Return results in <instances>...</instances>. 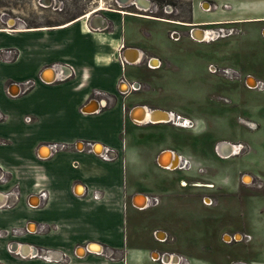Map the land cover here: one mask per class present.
<instances>
[{
	"label": "crops",
	"instance_id": "1",
	"mask_svg": "<svg viewBox=\"0 0 264 264\" xmlns=\"http://www.w3.org/2000/svg\"><path fill=\"white\" fill-rule=\"evenodd\" d=\"M100 12L85 20L81 14L53 24L0 27V52L15 51L11 61L0 56V173L5 177L0 182V230L18 229L0 236V264H164L157 257L161 253L184 257L176 242L167 241L171 234L164 222L144 220L142 212L150 206L134 205L135 196H149L135 183L136 175L165 169L157 163L162 150L186 158L179 150L183 140L157 137L154 128L164 122L130 118L137 105L166 110L155 94L169 77L157 73L161 65L147 68L141 58L162 64L166 48L174 78L184 64L181 48L168 43L169 30L160 35L137 28V22L151 19ZM188 17L195 25L223 24L236 30L255 23L260 30L264 0H189ZM194 59L191 74L199 67L198 57ZM260 61L255 81L264 82V56ZM27 79L34 83L22 92ZM133 82L140 88L131 89ZM140 113L136 109L134 116ZM256 113L259 135L264 111ZM193 129L174 131L184 135ZM87 142L98 143L97 152L100 145L112 149L113 158L102 159ZM51 143L67 147L48 155ZM41 190L47 195L43 203ZM93 191L99 198H93ZM9 243L15 254L8 251ZM91 244L101 250H91ZM185 259L207 264L197 255Z\"/></svg>",
	"mask_w": 264,
	"mask_h": 264
},
{
	"label": "rangeland",
	"instance_id": "2",
	"mask_svg": "<svg viewBox=\"0 0 264 264\" xmlns=\"http://www.w3.org/2000/svg\"><path fill=\"white\" fill-rule=\"evenodd\" d=\"M47 1L0 0V27L65 22L84 14L100 0ZM103 2L111 9L192 22L188 17L189 0H150L157 7L155 12L132 5L119 7L114 0ZM169 4L171 13L163 12ZM13 21L15 25L11 26ZM136 25L138 29L155 30L160 35L173 29L184 33L179 42L173 38L168 41L175 42L183 56L184 64L174 78L170 77L174 75L172 54L166 53L165 47L162 51L163 61L157 73L160 77H169V81L157 90L155 98L162 108L185 115L195 124V129L185 130L184 135L174 131L176 127L171 122L154 128L162 140H183L179 150L186 155L189 166L148 169L136 175L135 183L149 196L158 198V203L150 205L142 217L148 222H164L171 234L167 241L177 243L176 251L184 259L197 255L207 264H264V132L259 135L255 132L256 112L264 111V88H252L248 83L251 77L255 80V69L261 66L264 56L260 26L245 24L243 29H232L231 33L211 42L196 43L187 39L188 26L155 19ZM221 26L225 32L230 29ZM152 44L161 47L157 41ZM195 57L199 67L191 74L190 60ZM151 63V67L143 65L151 69L158 61ZM209 64L218 70L211 72ZM225 67L235 71V76L223 74L221 69ZM259 75L257 78L262 79ZM143 131L150 129L143 128ZM221 142L233 143L239 148L234 154L222 155L216 149ZM128 166L130 172L132 165ZM245 175L250 179L243 181ZM174 227L180 228V235Z\"/></svg>",
	"mask_w": 264,
	"mask_h": 264
},
{
	"label": "built area",
	"instance_id": "3",
	"mask_svg": "<svg viewBox=\"0 0 264 264\" xmlns=\"http://www.w3.org/2000/svg\"><path fill=\"white\" fill-rule=\"evenodd\" d=\"M10 28H14V27H10ZM216 32H217V37H220V36H224V35H226L227 33H230L231 32V30H227L226 32H225V30L223 29V28H218V29H216L215 30ZM193 33H191V36L193 37V38H195L193 35H192ZM216 37V38H217ZM196 40H201L202 38H195ZM0 56L2 57V58H4V59H6V60H9V61H11V60H13L14 59V57H15V51L13 50V49H4V51H1L0 52ZM153 60H156V58L154 59V58H150V59H148V63H147V65L149 66V67H151V61H153ZM157 65H158V63H157ZM156 65V66H157ZM156 66H152L153 68L154 67H156ZM209 70L211 71V72H216L217 70H218V68L216 67V66H214V65H212V64H210L209 65ZM221 72L223 73V74H225V75H227V76H235V74H236V72L235 71H233L230 67H225V68H223V69H221ZM33 83H34V81L32 80V79H27V80H25V81H23V83H22V89H21V91L22 92H24L25 90H27V89H29L32 85H33ZM122 83H125V82H123V81H121L120 82V85L122 84ZM245 84L247 85L248 83L246 82V80H245ZM140 85L139 84H137V83H131L130 85H129V87L131 88V89H135V88H138ZM257 88V89H263L264 88V82H262V81H260V80H258V81H256L255 82V84L252 86V88ZM121 89V88H120ZM168 114H169V116H170V119H168L167 121H165V122H171L174 126H176V127H181V128H192L193 126H194V122H193V120L192 119H190L189 117H186V116H184V115H181V114H178V113H174V112H172V111H169L168 112ZM26 119L27 120H29V118L28 117H26ZM80 144V143H79ZM87 145H88V147H89V150L90 151H93V152H95V153H97L102 159H111V158H113V151H112V149H110V148H107V147H103V146H101L100 145V147H101V151L100 152H97L96 150H95V147L96 146H98L99 144L98 143H94V144H92V143H90V142H87L86 143ZM47 147H48V155L49 154H51L52 152H55V151H57V150H60V149H63V148H65V147H67V145H65L64 143H51V144H49V145H47ZM44 148H46V147H44ZM178 160H179V162H178V164L176 165V167L175 168H173V169H183V168H186V166H189V161H188V159H186L184 156H182V155H178ZM172 169V168H171ZM0 181L2 182H4L5 181V177L0 173ZM244 181V180H243ZM38 195H39V197H40V199H41V202L43 203L44 202V200L46 199V192L44 191V190H41L39 193H38ZM93 198H95V199H97V198H99V193H98V191H93ZM158 203V198L157 197H155V196H147V203H146V205H145V207H148V206H150V205H154V204H157ZM16 232H18V229H11V230H9V231H3V230H0V236H2V235H6V234H15ZM245 238H249V236L248 235H246V237ZM158 240H164V238L163 239H161V238H158ZM7 249H8V251L10 252V253H14L15 251L11 248V244L9 243L8 245H7ZM92 250V249H91ZM13 251V252H12ZM165 254H167L168 256H170V258L169 259H167V260H164L163 259V256L165 255ZM160 260H161V262L162 263H164V264H188L187 262H186V260L182 257V256H177V255H175V254H168V253H161L159 256H157Z\"/></svg>",
	"mask_w": 264,
	"mask_h": 264
},
{
	"label": "flooded vegetation",
	"instance_id": "4",
	"mask_svg": "<svg viewBox=\"0 0 264 264\" xmlns=\"http://www.w3.org/2000/svg\"><path fill=\"white\" fill-rule=\"evenodd\" d=\"M45 2L47 3L48 1L45 0ZM114 2L119 7L132 5L135 8H137L139 10H143V11L155 12L157 10V7L154 6V4H152L150 2V0H114ZM94 11H97V12H94ZM98 11L99 12L100 11H105V12L119 13V14H125V15H133V16H139V17H142V18H148V19H153V20L155 19V20H160V21H164V22H170V23H174V24L188 26V29L186 31V35H187V37L191 38L193 41H196V42L210 41V40L215 39L217 37V36H215V30L216 29L212 28L213 25H209V24L208 25L207 24H197V25H195L192 22H180V21H177V20H170V19H166V18H157L156 16H150V15H147V14H139V13H135V12H128L126 10H121V9H111V8H108L104 4L103 0H100L99 3H97L94 7H92L88 11H86L80 17H82V19L85 20V18H89L90 16H92L93 13H95V14L99 13ZM171 11H172V9H171V5L170 4L163 8V12H165V13H171ZM98 16L99 15H94V17H96L97 20L99 19ZM101 22L102 21H100V19H99L98 20L99 26H103V24ZM14 25H15V23H14ZM217 27L222 28V26H220V25H218ZM223 29L225 30V28H223ZM229 30H231V29H229ZM192 32H193V34L196 37L202 38V39L201 40H196L195 38H193L191 36ZM263 32H264V27H261L260 28V34L264 38ZM200 33H202V34H200ZM183 34L184 33L182 31H180L178 29H173V30L169 31L168 35H169L170 38H173L174 40L179 41V40H181L182 36H184ZM227 34H229V33H227ZM205 35H207V37H205ZM226 35H224V36H226ZM156 60L158 61V65L156 67H159L161 65V61L158 60V59H156ZM141 63L147 65L148 59L147 58L143 59L141 61ZM139 88H140V86L138 88L133 89V90H137ZM228 144L229 145H234L233 143H228ZM228 144L222 143L220 149H218V147H216L217 151H219V153H221L222 155H225V154L227 155V153L225 151V148H226V146ZM233 153H235V152H232L230 154H233ZM168 169H171V168H168ZM13 254H15V253H13Z\"/></svg>",
	"mask_w": 264,
	"mask_h": 264
},
{
	"label": "bare ground",
	"instance_id": "5",
	"mask_svg": "<svg viewBox=\"0 0 264 264\" xmlns=\"http://www.w3.org/2000/svg\"><path fill=\"white\" fill-rule=\"evenodd\" d=\"M102 8V7H101ZM11 25H14V22H13V24H11ZM200 34H202V33H200ZM203 36V35H202ZM215 36H217V32L215 31ZM205 37H207V35H205ZM137 51V50H136ZM138 58V51H137V57H135V59L134 60H136ZM152 64V63H151ZM48 80V79H47ZM248 83L249 84H251V85H254L255 84V81H254V79L251 77V78H249L248 79ZM143 106V105H142ZM147 108V107H146ZM140 109V111H141V113H140V115L138 114V116H136L137 118H138V120H149L150 118H152V115H151V113H152V109L151 110H149V111H147L146 109H145V107L143 106V107H141V108H139ZM166 111V110H165ZM167 112H169V111H167ZM154 118H156V120H163V119H170V116H169V114H167V113H165V112H157L155 115H154ZM151 120V119H150ZM155 122H160V121H155ZM223 143V142H222ZM222 143H219L218 145H217V147H218V149H220V147H221V144ZM238 149V147L237 146H235V145H227L226 146V148H225V151H226V153L227 154H230V153H232V152H236V150ZM234 154V153H233ZM226 155V154H225ZM178 162H179V160L177 159V158H174V156H173V154H172V152L171 151H169V150H166V152H164L163 154H162V157H161V159H160V164H162L163 166H165V167H167V168H171L170 166L172 165V164H174V165H176V164H178ZM167 165V166H166ZM250 179V176H248V175H245L244 177H243V180L245 181V180H249ZM198 185L200 184V183H197ZM204 186H210V185H205V184H203ZM203 185H199V186H203ZM134 203L136 204V205H138L139 207H144L145 206V204L147 203V197L145 196V195H137V196H135V198H134ZM166 236V235H165ZM237 237H239L238 235H237ZM226 238H229V237H227L226 236ZM91 249L93 250V251H100L101 250V248L100 249H98V248H93V247H91ZM78 253L79 254H83V250L82 249H79L78 250Z\"/></svg>",
	"mask_w": 264,
	"mask_h": 264
},
{
	"label": "water",
	"instance_id": "6",
	"mask_svg": "<svg viewBox=\"0 0 264 264\" xmlns=\"http://www.w3.org/2000/svg\"><path fill=\"white\" fill-rule=\"evenodd\" d=\"M141 107H143V106L137 105V106H135V107H133V108L131 109V117H130V118H131L132 120L139 121V122L147 121V120H138V118L134 116L135 110H136V109H139V108H141ZM145 109H146L147 111H149L147 108H145ZM157 112H165V113L168 114V112L165 111V110H162V109H153V110H152V113H151L152 118H150L151 120L149 119L148 121H151V122H155V121L165 122V121L168 120V118H167V119L165 118V119H163V120H156V118H154V115H155ZM221 143H222V142H221ZM223 143H224V144H228V143H226V142H223ZM228 145H229V144H228ZM164 152H166V150H162V151L158 154V156H157V163H158L159 165H161V166H162V164H160V159H161L162 154H163ZM172 154H173L174 158H177V159H178V155H177L176 153L172 152ZM176 165H177V164H176ZM176 165L172 164L170 167L173 169V168L176 167ZM134 205H135L136 207H139V206L136 205L135 203H134ZM145 205H146V204H145ZM144 207H145V206H144ZM94 245H96V244H91V245L88 246V248L91 249V247L94 246ZM169 258H170V256H168L167 254H165V255L163 256V259H164V260H167V259H169Z\"/></svg>",
	"mask_w": 264,
	"mask_h": 264
}]
</instances>
